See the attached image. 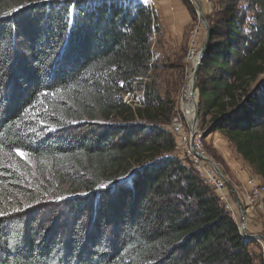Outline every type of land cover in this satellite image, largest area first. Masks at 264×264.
<instances>
[{
    "label": "trees",
    "instance_id": "16d2710c",
    "mask_svg": "<svg viewBox=\"0 0 264 264\" xmlns=\"http://www.w3.org/2000/svg\"><path fill=\"white\" fill-rule=\"evenodd\" d=\"M219 8L200 122L264 184V0ZM154 19L136 1L0 0V264H253L230 214L173 155L170 103L142 82Z\"/></svg>",
    "mask_w": 264,
    "mask_h": 264
},
{
    "label": "rangeland",
    "instance_id": "374dc122",
    "mask_svg": "<svg viewBox=\"0 0 264 264\" xmlns=\"http://www.w3.org/2000/svg\"><path fill=\"white\" fill-rule=\"evenodd\" d=\"M80 1L81 0H76ZM86 1V0H84ZM88 1V0H87ZM121 2H135V0H117ZM189 4L193 8L195 12V17H192L189 10L187 9L190 17H191V24L190 29L188 33V38L186 39L183 46L179 47L174 56L172 58H168L167 56L164 57V55L160 52L153 51L152 47L150 48L152 56L154 58L151 59V63L149 65V68L146 72V78L143 79V83L145 82H153L158 88V92L161 97L168 100L170 103V107H172V117L168 124L164 125V129L168 132V127L171 125L172 120L176 118H181L183 120L184 124V132H186L187 137H191L190 133V126L189 123H187L186 118H184V114L181 110V102L184 99V93L185 89L188 86V81L192 75L194 63L192 62V59L188 58L189 52L193 49L196 52L200 51L203 47L204 41H205V29L202 24V22L199 19L197 9L195 4L191 1H189ZM202 2L209 7V11L206 13H202L203 18L206 20L208 25L214 21V13L217 11L220 5V0H202ZM243 5V4H242ZM151 9V6L148 5ZM156 25L157 31L153 33L155 36L152 38L151 46L152 44H159L162 42L161 35L164 36V32L162 31L161 26H157V23L154 21L152 22ZM197 27V34L196 37L191 39V32L192 30ZM140 84H133V89H138ZM133 102H139L141 98V93L138 92V90H135L133 93ZM183 96V98H182ZM182 98V100H181ZM134 106V104H132ZM42 121L44 122L45 119L42 117ZM54 119V118H52ZM47 120V119H46ZM48 121V120H47ZM200 118L198 117V123H197V130H199L202 134L200 143L202 150L205 154V156L212 162L216 163L220 169L228 176L229 178V185L233 186H240L239 182H236L230 175L228 168L226 165L220 160L219 155L217 154L218 148L224 146L227 148V150L233 155V157L236 156L231 144L227 142L225 139L223 143L219 142L218 140H215L213 138V134H204V132L207 131L209 126L203 127L200 122ZM208 121V118H206V122ZM50 121L49 123H51ZM95 124H100V122H97ZM50 125V124H49ZM47 126L46 123L42 124V127H45L47 129V133H50V131L55 127L53 125ZM72 126H76L75 130H71L70 134L72 135H78L75 134L79 128H81L82 123H73L69 124ZM49 127V128H47ZM51 129V130H50ZM50 130V131H49ZM169 133V132H168ZM174 142H176V135L170 134ZM227 151V152H228ZM174 156L179 155L178 151L174 150L173 152ZM182 160V159H180ZM184 163H188V159L182 160ZM240 171L243 173V177L245 179L246 173L248 174H254L253 170L246 164H243L240 168ZM256 176V175H255ZM54 192H49L48 195H51ZM78 198H81V196H78ZM222 204V203H221ZM223 205V204H222ZM229 208L236 210L239 212V209L234 205V203L229 204ZM245 219V218H244ZM252 222L248 223L246 227H244L245 235L247 237L246 241L249 243V253L252 255L253 258V264H264V241L258 236L264 237V216L261 215L260 219H251ZM238 228H240V217L235 221Z\"/></svg>",
    "mask_w": 264,
    "mask_h": 264
},
{
    "label": "built area",
    "instance_id": "2783aa9c",
    "mask_svg": "<svg viewBox=\"0 0 264 264\" xmlns=\"http://www.w3.org/2000/svg\"><path fill=\"white\" fill-rule=\"evenodd\" d=\"M135 1L149 5V0ZM189 1L191 2L192 0ZM197 32V27H195L191 32L192 42L196 37ZM198 54L199 51L195 53L192 49L189 52L188 58L193 60ZM132 99V93H127L123 96V102L125 104L129 106L134 104L135 106V102H133ZM172 121L173 122H171V125L168 127V132L170 134H175L177 137L174 150L178 151L179 155L175 157L179 160H189L186 164L193 167L198 177L213 191L217 199L223 204L224 209L230 214V217L236 221L240 217L239 212L237 209L233 210L229 208L230 205L227 202V194L229 190L226 182L229 181V178L216 163L212 161L209 162V159L205 156L200 143L202 136L201 132L197 130L193 137H187L186 132H184L185 127L183 120L175 117ZM211 163L218 169L221 176L217 173ZM244 186V197L242 200L239 199V204L236 207L238 209H243V212L245 213L244 218L246 217V214H248L249 218L259 220L261 215L264 216V184L257 176L246 173Z\"/></svg>",
    "mask_w": 264,
    "mask_h": 264
},
{
    "label": "crops",
    "instance_id": "0c3cea01",
    "mask_svg": "<svg viewBox=\"0 0 264 264\" xmlns=\"http://www.w3.org/2000/svg\"><path fill=\"white\" fill-rule=\"evenodd\" d=\"M197 1L200 4L202 13L209 11L207 4L205 5L202 0ZM149 5L151 6L157 26H161L162 31L164 32V36L161 35L162 42L157 45L152 44V52H160L164 57L167 56L168 58H172L176 50L183 46L188 38L190 24L192 22L191 17L182 0H149ZM154 36L155 34L152 38ZM213 138L221 143L225 140L218 133H214ZM216 148H218L217 154L219 155L220 160L228 168L231 177L236 182H239L240 186L230 185L227 194V202L229 204L234 203V205L238 206L239 199L242 200L245 193V179L243 173L240 171V168L245 163L237 156L233 157L226 147L221 146ZM249 221L252 222L249 215L246 214L244 227L250 223Z\"/></svg>",
    "mask_w": 264,
    "mask_h": 264
},
{
    "label": "water",
    "instance_id": "95a60500",
    "mask_svg": "<svg viewBox=\"0 0 264 264\" xmlns=\"http://www.w3.org/2000/svg\"><path fill=\"white\" fill-rule=\"evenodd\" d=\"M192 2L196 6L199 19H200V21L202 22V24L204 26L206 34H205V41H204L203 47L199 51L198 59H197V61L195 63V66L193 67V72H192V75L190 77V81H191V84H192V94H193V96L196 95V97H197V101H195L194 108H193V118H192L191 123H189L191 137H193L194 134L197 131V123H198V117H199V112H198V97H199V93H198V88H197V74H198L199 68L201 66L202 58H203V56L206 53L207 46H208V41H209V34H208L209 25H208V23L206 22V20L202 16L200 4H199V2L197 0H192ZM210 128H211V126H209V128L207 129L206 132H204V134H208L209 131H210ZM209 162H211V161L209 160ZM211 165L214 167V169L220 175L218 169L212 163H211ZM226 184H227L228 189H230L229 183L226 182ZM239 216H240V228H239V231H240L241 236L246 240L245 237H247V236L245 235V231H244L245 219H244V212H243L242 208H239ZM258 238H260V239H262L264 241V237L263 236H258Z\"/></svg>",
    "mask_w": 264,
    "mask_h": 264
},
{
    "label": "bare ground",
    "instance_id": "6f19581e",
    "mask_svg": "<svg viewBox=\"0 0 264 264\" xmlns=\"http://www.w3.org/2000/svg\"><path fill=\"white\" fill-rule=\"evenodd\" d=\"M197 59H198V55L192 60V62L195 64ZM195 101H197V97L196 95L193 96L192 94V84L189 79L188 86L185 89L184 99L181 102V110L184 114V118H186L187 120V123H191L192 121Z\"/></svg>",
    "mask_w": 264,
    "mask_h": 264
},
{
    "label": "snow or ice",
    "instance_id": "6c2138e0",
    "mask_svg": "<svg viewBox=\"0 0 264 264\" xmlns=\"http://www.w3.org/2000/svg\"><path fill=\"white\" fill-rule=\"evenodd\" d=\"M19 155H21V156H23L24 154L23 153H18ZM3 215V213L2 212H0V216H2Z\"/></svg>",
    "mask_w": 264,
    "mask_h": 264
}]
</instances>
